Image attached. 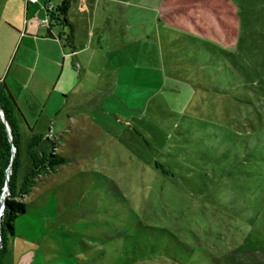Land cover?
Returning a JSON list of instances; mask_svg holds the SVG:
<instances>
[{"label": "rangeland", "instance_id": "374dc122", "mask_svg": "<svg viewBox=\"0 0 264 264\" xmlns=\"http://www.w3.org/2000/svg\"><path fill=\"white\" fill-rule=\"evenodd\" d=\"M42 1L31 7L45 17ZM2 2L27 20L24 0ZM70 10L73 55L63 40L26 39L9 61L12 45L0 48L28 122L18 183L31 130L68 158L18 197L28 209L3 261L264 264V0Z\"/></svg>", "mask_w": 264, "mask_h": 264}, {"label": "trees", "instance_id": "16d2710c", "mask_svg": "<svg viewBox=\"0 0 264 264\" xmlns=\"http://www.w3.org/2000/svg\"><path fill=\"white\" fill-rule=\"evenodd\" d=\"M71 3L72 0H62L58 6L48 10V21L50 26L70 27V33L61 35L60 37L66 45L73 47V27L70 25L68 19ZM0 108L4 111L13 137L11 143L5 124L0 116V196L5 185L6 170L11 162L12 144L16 148V156L12 162L13 172L9 181L10 195L5 201L4 214L2 216L0 264H3V257L7 251V241L9 238L15 236L16 233L15 221L18 217L24 215L28 209L27 203L19 200L18 197L27 195L35 186L36 178L55 171L58 167L67 163L68 158L52 150L57 147L54 146L55 142L50 137H44L42 134L31 130L26 143L29 164L23 175L22 182L19 184L21 130L18 115L22 114L4 82H0Z\"/></svg>", "mask_w": 264, "mask_h": 264}, {"label": "crops", "instance_id": "0c3cea01", "mask_svg": "<svg viewBox=\"0 0 264 264\" xmlns=\"http://www.w3.org/2000/svg\"><path fill=\"white\" fill-rule=\"evenodd\" d=\"M24 1H25L24 13L26 16L25 18L27 20H25V21L22 20L20 22L16 21V22H18V24H17L12 19H10L9 17L4 16V12H7V11H6L5 7H3V5H2L4 2H2V0H0V48L4 47L7 44H11L13 47L11 52L9 53L8 61L12 57V54L14 53L16 46H18V48L20 49L21 45L24 43V41L26 39L37 40V41H41L44 43L58 42L60 44V42L62 41L60 36L61 35H67L71 31L69 26H66L64 28L63 27L62 28L57 27V26H50L49 21H48V18H49L48 17V10L58 6L62 0H44V1H42L45 17H42L40 13L36 15L35 12H33V10H32V7H31L32 4H28L26 0H24ZM80 8L84 12L87 11V7L85 6V3H82L80 5ZM30 15H32L31 18H30ZM70 15H72V14H71V10L69 9L68 19L70 18ZM69 23L73 27V36H74V44L73 45L74 46L70 47L67 45V47L69 49H72L73 52L71 54L73 55L75 53V50L77 49L76 37H75L76 25L72 21H70ZM57 51H58L57 54H59L58 55L59 57L61 54V55H63V58H67V57H64V52H66L64 50V48L62 50L60 48V46H58L56 52ZM48 52H49V50H48ZM21 54H22L23 60L26 59L28 56L26 49ZM63 68H64V66H63ZM3 72L4 71H2V69L0 68V82L5 83L4 80H1L3 77V74H4ZM21 114L22 115H20V114L18 115V119H19L20 129L22 131V125L28 124V122H27V120H26V118L22 112H21ZM39 134H41V133H39ZM28 139H29V137H27V140ZM14 237L15 236H13L11 239H13ZM8 241H9V239H8ZM8 241L6 244L7 251H9ZM7 251H6V253H7ZM33 256H34V253L31 251H27L26 253H23L21 256L22 262L20 259V263H22V264H35ZM23 258H24V260H23ZM3 264H6L5 260L3 261ZM7 264H8V262H7Z\"/></svg>", "mask_w": 264, "mask_h": 264}, {"label": "water", "instance_id": "95a60500", "mask_svg": "<svg viewBox=\"0 0 264 264\" xmlns=\"http://www.w3.org/2000/svg\"><path fill=\"white\" fill-rule=\"evenodd\" d=\"M0 116H1L2 121L5 124L9 141L12 142L11 129H10V126H9L7 120H6L4 111L1 108H0ZM14 156H15V147L12 146L11 162H10V164L6 170V180H5V185L3 188V193L1 195V201H0L1 202V206H0V243H1V230H2V216L4 214L5 201L7 199V196L9 195V192H10L9 180H10V174L12 171V162H13Z\"/></svg>", "mask_w": 264, "mask_h": 264}, {"label": "built area", "instance_id": "2783aa9c", "mask_svg": "<svg viewBox=\"0 0 264 264\" xmlns=\"http://www.w3.org/2000/svg\"><path fill=\"white\" fill-rule=\"evenodd\" d=\"M28 4H34L37 2V0H26Z\"/></svg>", "mask_w": 264, "mask_h": 264}, {"label": "bare ground", "instance_id": "6f19581e", "mask_svg": "<svg viewBox=\"0 0 264 264\" xmlns=\"http://www.w3.org/2000/svg\"><path fill=\"white\" fill-rule=\"evenodd\" d=\"M1 244V243H0Z\"/></svg>", "mask_w": 264, "mask_h": 264}]
</instances>
